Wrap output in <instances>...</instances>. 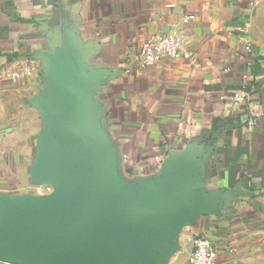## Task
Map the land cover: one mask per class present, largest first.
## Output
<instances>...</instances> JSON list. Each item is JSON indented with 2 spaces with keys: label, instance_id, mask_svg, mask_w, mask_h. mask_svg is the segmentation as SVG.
I'll use <instances>...</instances> for the list:
<instances>
[{
  "label": "crops",
  "instance_id": "crops-1",
  "mask_svg": "<svg viewBox=\"0 0 264 264\" xmlns=\"http://www.w3.org/2000/svg\"><path fill=\"white\" fill-rule=\"evenodd\" d=\"M171 30L189 58L140 66L141 42ZM75 40L91 41L88 62L112 72L98 100L126 177L154 175L188 144L202 151L220 129L205 187L239 195L183 228L167 264H190L193 235L211 241L218 264H264V117H255L264 112V0H0V69ZM37 66L17 83L0 81L2 193L41 194L28 174L42 128L30 101L45 78ZM237 90L247 97L234 104Z\"/></svg>",
  "mask_w": 264,
  "mask_h": 264
},
{
  "label": "water",
  "instance_id": "water-1",
  "mask_svg": "<svg viewBox=\"0 0 264 264\" xmlns=\"http://www.w3.org/2000/svg\"><path fill=\"white\" fill-rule=\"evenodd\" d=\"M92 42L33 59L45 78L31 98L42 128L28 169L37 194L0 192V262L167 264L180 231L231 206L239 192L205 187L206 147L169 151L154 175L126 177L98 100L111 71L88 62Z\"/></svg>",
  "mask_w": 264,
  "mask_h": 264
},
{
  "label": "built area",
  "instance_id": "built-area-1",
  "mask_svg": "<svg viewBox=\"0 0 264 264\" xmlns=\"http://www.w3.org/2000/svg\"><path fill=\"white\" fill-rule=\"evenodd\" d=\"M189 18H193V16L191 15ZM182 46L183 36L179 31L154 32L141 42L137 54L138 63L142 67H148L165 60L188 59L190 53L183 51ZM37 68V60L33 58L24 59L16 68L0 69V81L17 83L21 78L31 77L37 71ZM126 71L129 72L130 69H126ZM246 97L247 93L243 90L232 93L234 104L242 102ZM255 117H264V112L256 113ZM43 187L47 192L51 191L50 186L43 185ZM190 242L192 247L189 256L190 264H218L217 250L207 237L193 235Z\"/></svg>",
  "mask_w": 264,
  "mask_h": 264
},
{
  "label": "rangeland",
  "instance_id": "rangeland-1",
  "mask_svg": "<svg viewBox=\"0 0 264 264\" xmlns=\"http://www.w3.org/2000/svg\"><path fill=\"white\" fill-rule=\"evenodd\" d=\"M37 192L41 194L48 193L43 186H39L37 188Z\"/></svg>",
  "mask_w": 264,
  "mask_h": 264
}]
</instances>
